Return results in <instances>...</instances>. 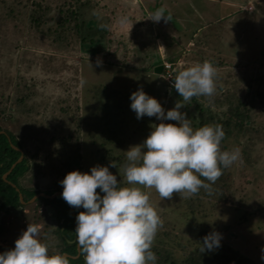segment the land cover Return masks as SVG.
I'll return each instance as SVG.
<instances>
[{
  "label": "rangeland",
  "instance_id": "obj_1",
  "mask_svg": "<svg viewBox=\"0 0 264 264\" xmlns=\"http://www.w3.org/2000/svg\"><path fill=\"white\" fill-rule=\"evenodd\" d=\"M12 1L8 0V3L14 5L13 11L3 19L0 3V93L12 97L8 106L11 105L14 113V118L1 122L2 126L15 135L16 129H20L31 137L48 138L50 135L58 138L71 133L74 127L64 108H74L78 104L82 123L79 133L72 132L81 136V166H78L76 148L58 144L59 163L52 157V161L44 163L39 171L29 168L19 178L18 187L23 194L35 187L46 195L62 194L61 181L69 172L90 173L97 163L89 153L93 147L92 140L87 133L84 134L88 130H92L100 152L111 148L126 156L131 146L140 145L147 139L153 125L179 123L147 115L138 119L131 108V96L141 88L159 100L165 115L177 101L183 102L175 88L166 83L164 71L156 72L154 67L150 68L154 63L171 62L177 74L204 61L216 67V94L195 97L180 109L181 112L190 111L189 120H193L196 114L194 105L198 102L220 111L231 99H246L248 84L257 88L258 83L252 82L251 77L258 70V62L264 54V0H155L159 4L157 9L164 7L166 14L171 13L173 19L167 22L150 19L152 11L148 6L144 7L148 5L144 0H126L125 12L118 11L117 0H90V5L82 9L84 16L80 18L85 23L81 35L88 43L67 47L51 45L49 39L32 31L28 26V9L22 10L23 16H19ZM50 2L54 4V1ZM122 17L128 18L127 24L120 23ZM90 39L95 40L94 45ZM107 41L127 45L128 53L119 54L113 65L99 66L96 61L80 56L86 53L103 58L104 51L96 44L100 42L103 46ZM159 48L163 49L162 55H159ZM262 75L264 78V72ZM31 93L36 94L37 100H29V104L31 110H37L41 115V123H34L32 118L16 111L20 98L26 99ZM252 118L249 131L227 138L230 151L239 149L240 155L242 151L250 154L247 162H241L239 158L231 165L234 203L221 201L213 207L215 201L200 195L198 206L194 205V213H191L178 193H174L171 199L161 200L155 189L144 190L150 194V203L163 220L154 245L189 250L197 244L198 232L208 231L207 228H216L224 240L229 230L223 226L235 222L245 213L247 219L236 226L239 229L232 230L237 231L238 236L229 235L228 240L258 263H264V103L261 101L257 102ZM54 125L58 130L50 132ZM247 137H252L253 141ZM30 141L32 144L27 147L33 151L35 140ZM42 150H49L51 155L56 153L48 144ZM125 162L126 157L122 165ZM52 190L55 191L50 193ZM229 195L231 198L232 193ZM24 204L22 209L8 212L0 208V246L3 252L15 247L16 240L29 224H39L42 226L40 239L49 244V254L59 253L58 248L65 244L54 233L58 224L53 207L35 199ZM76 249L78 251V245Z\"/></svg>",
  "mask_w": 264,
  "mask_h": 264
},
{
  "label": "clouds",
  "instance_id": "obj_2",
  "mask_svg": "<svg viewBox=\"0 0 264 264\" xmlns=\"http://www.w3.org/2000/svg\"><path fill=\"white\" fill-rule=\"evenodd\" d=\"M149 18L155 22L173 19L164 7ZM120 23L127 24L128 18L122 17ZM97 64L100 65L99 60ZM217 77L218 71L209 61L179 71L173 86L183 102L177 101L166 115L159 100L142 88L132 94L131 108L138 119L147 115L179 123L153 125V131L142 144L126 151L123 165L112 161L123 177L124 186L107 166H94L90 173L74 170L61 181L63 199L72 207L85 209L76 218L75 230V242L85 264H155L157 256L151 249L163 220L144 190L155 189L161 200L171 199L174 193L182 199L190 198L202 188L210 191L223 168L240 158L239 149L221 150L225 137L222 126L194 129L180 111L193 97L214 96ZM41 232V225L29 224L15 247L0 253V264H69L66 255L49 254V244L40 239ZM220 240V234L210 233L200 251L218 248Z\"/></svg>",
  "mask_w": 264,
  "mask_h": 264
},
{
  "label": "trees",
  "instance_id": "obj_3",
  "mask_svg": "<svg viewBox=\"0 0 264 264\" xmlns=\"http://www.w3.org/2000/svg\"><path fill=\"white\" fill-rule=\"evenodd\" d=\"M50 1H54L52 4ZM13 2V1H12ZM1 5V14L2 19L8 16L14 8V5L8 3V0H0ZM15 7H17V14L23 16L22 14L26 9H28V26L29 28L37 33L40 37H46L49 39L51 45L54 46H66V45H78L82 46L88 43V40L81 35V29L85 26L84 21H80V18L84 15L82 14V9L90 5V0L79 2L77 0H14L13 2ZM13 7V8H12ZM11 8V9H10ZM24 10V11H22ZM92 45L95 44L94 39H90ZM67 47V46H66ZM91 56V55H90ZM88 54H84V58L90 57ZM93 61L103 62L105 58H98L97 56L92 55L91 58ZM257 71L252 75L251 81L257 84V88H252L251 84H248L246 89V99L235 98L229 100V103L223 106L222 110L215 111L211 110L210 105H204L202 103H197L194 105L196 114L193 115V120H189L191 126H197L198 128L204 125H220L222 126L225 137L221 142L222 151H230L227 144V138L232 134H244L250 130L252 126V112L256 109L257 102L261 101L264 103V54L258 62ZM163 71V70H162ZM177 75L176 70L173 72V78ZM262 89H261V88ZM92 92V90H89ZM36 94L31 93L26 99L20 98L19 108L17 112L25 115V117L32 118L34 123H41V115L39 112L30 107L29 100H37L35 98ZM77 99L76 97H74ZM259 99V100H258ZM195 100V97L192 98ZM12 97L10 95L4 96L3 93H0V208L6 210V212L11 209H22L33 195L40 192V190L35 187L28 189L24 194L21 189L18 187L19 178L23 177V173L29 171V168L39 169L45 164H49L53 158L56 161L59 160V152H57L58 144L66 145L69 147L76 148V156L78 161V166H81V153H80V134L74 135L72 132H78L80 129L81 116L80 104L76 105L74 108L67 106L64 108L66 110L67 118L74 124V127L71 129V133H68L61 137H31L26 135L16 129V135L11 132L6 127L2 126L1 122L6 123L7 120L14 118V113L11 105ZM78 101V99L76 100ZM39 103V102H38ZM106 106V103L104 104ZM34 107V106H33ZM68 109V110H67ZM31 111V112H30ZM186 112V117L190 115L188 109ZM7 114V116H6ZM38 119V120H37ZM198 119V122H195ZM37 120V122H35ZM44 121V120H43ZM22 127V125H21ZM52 131L56 132L58 130L57 126L51 128ZM76 130V131H75ZM101 130V129H100ZM23 131V130H22ZM49 132V134H50ZM79 133V132H78ZM87 133L88 138L92 140L91 144L93 149L90 150V154L95 158L96 166H107L109 171L117 176V180L121 181V175L119 173L118 167L112 166V161L114 160L118 166L122 165V161L125 160L124 154H118L113 151V149H108L107 152H100L99 144L97 140L92 135V130L84 132ZM34 138V139H33ZM30 139L35 140L33 142V151L27 147L28 144H32ZM250 141H253L252 137H247ZM50 148H54L56 153L51 155L49 150L43 151V146L47 145ZM104 143L102 142L101 145ZM17 147V148H15ZM26 147V148H25ZM96 148V149H95ZM25 149V150H22ZM240 161L247 162L249 160L248 153L244 151L241 152ZM22 156V159L18 162V158ZM57 156V157H56ZM53 157V158H52ZM29 159L31 162H29ZM16 162V163H15ZM15 163V164H14ZM12 164H14L13 167ZM56 165V164H55ZM8 172L5 178L3 174ZM232 169L231 166L228 168H223V174L220 178L211 184V190L201 189L199 193L190 198L183 199L186 208L193 212V206H198V197L200 195H205L209 201H215L212 203V206L215 207L216 202L223 203H234L236 201L234 197V191L232 187ZM123 178V177H122ZM203 179V178H202ZM206 183H210L205 181ZM15 184L12 186V184ZM121 186L123 182H121ZM18 188V189H17ZM52 190L50 193L54 192ZM97 191L101 196L104 195L103 192L98 188ZM233 191V192H232ZM227 192L228 194H225ZM19 193H21L23 201H19ZM49 193V194H50ZM232 193V197L229 198V194ZM230 199V200H228ZM37 202H42L44 204H50L53 207L54 215L56 216L57 228L54 231L56 236L60 237L64 241L65 246L58 248V252L68 253L70 256H67L69 259V264H85L84 258L80 253H77L76 249V227L77 222L75 218L78 216V212L85 211L83 207L76 208L70 206L62 197V194L55 195L54 197H44L39 196L35 199ZM196 201V202H195ZM78 211V212H77ZM257 210H255L256 212ZM201 215L203 213L201 212ZM205 215V214H204ZM247 219V215L243 213L236 219L235 222H229L223 226V228L228 229V233L225 234L227 237L224 240H220V246L213 250H205L201 252L204 238L210 233H218L217 229L207 228L208 231H199L197 244L189 250L185 249H176L174 247L162 246L160 244L152 245V251L156 254L157 260L155 264H264L258 263L257 259L255 260L253 256L247 255L242 250L236 248L232 243V240H228V236H238L237 231L235 233L233 229H239L236 226L242 224L243 221ZM60 227H62L60 229ZM74 241L71 242L72 239ZM0 253H3V249L0 246ZM76 257H72L77 255Z\"/></svg>",
  "mask_w": 264,
  "mask_h": 264
},
{
  "label": "crops",
  "instance_id": "obj_4",
  "mask_svg": "<svg viewBox=\"0 0 264 264\" xmlns=\"http://www.w3.org/2000/svg\"><path fill=\"white\" fill-rule=\"evenodd\" d=\"M145 2H148V5H146V6H144V7H149V8H151V9H149V10H151L152 11V13H154L156 10H157V8H158V3H156V1L155 0H144ZM125 2H126V0H117V2H116V6H117V9H118V11L119 10H122L123 12H125L126 11V8H124L125 7ZM124 3V4H123ZM124 5V6H123ZM143 9V8H142ZM194 34V33H193ZM156 37V36H155ZM101 39L100 40H102V37H100ZM156 40H158L157 39V37H156ZM190 41L192 40V39H189ZM190 41H188V43L190 42ZM107 44V45H106ZM104 43V45L103 46H101V43L99 42H97V46H99V49L100 50H103L104 51V55H103V58H105V60L103 61V62H100V64H102V65H104V64H106V63H110V64H112L113 65V63L115 62L114 60L116 59V57L120 54V55H126L127 53H128V51H129V47H127V45H123V44H121L120 42H118L117 41V43L116 44H113V42H111V41H107V43ZM123 45V47L121 48L120 46H122ZM162 50L163 49H160L159 48V55H162ZM108 54H110V55H108ZM83 59H89V60H92V59H90L91 58V56L90 57H86V58H84V54L83 55H80ZM93 61V60H92ZM117 65H119V66H125L124 65V63H122V64H117ZM161 65V64H160ZM129 65L127 64V66L126 67H128ZM158 66L159 65H156V63H154V65H151V67L150 68H152V67H154V70L156 71V72H161L162 71V69H161V71H158V70H156V68H158Z\"/></svg>",
  "mask_w": 264,
  "mask_h": 264
},
{
  "label": "built area",
  "instance_id": "obj_5",
  "mask_svg": "<svg viewBox=\"0 0 264 264\" xmlns=\"http://www.w3.org/2000/svg\"><path fill=\"white\" fill-rule=\"evenodd\" d=\"M162 70L165 73L164 79H165L166 83L168 84V86L174 87L173 86V83H174V78H173L174 65H173V63L168 62V61H164L162 64Z\"/></svg>",
  "mask_w": 264,
  "mask_h": 264
},
{
  "label": "water",
  "instance_id": "obj_6",
  "mask_svg": "<svg viewBox=\"0 0 264 264\" xmlns=\"http://www.w3.org/2000/svg\"><path fill=\"white\" fill-rule=\"evenodd\" d=\"M161 69H162V65H159L158 68H156V70H158V71H161ZM15 148H17V147H15ZM17 149H18V148H17ZM21 159H22V156H20L16 162L20 161ZM16 162H15V163H16ZM15 163H14V164H15ZM14 164H12L11 167H13ZM8 172H9V171H7V172H5V173L3 174V178L6 177V175L8 174ZM11 184L14 186L13 183H11ZM56 194H58V192L55 193V194H53V195H46V194H44V193H37V194L33 195V196L28 200V202H30V201L36 199V198L39 197V196H44V197H54ZM19 199H20L21 202H24L23 199H22V195H21L20 193H19ZM76 221H77V219H76ZM78 253H79V246H78ZM64 255L69 256L67 253H64ZM76 256H78V254L75 255V256H72V257H76Z\"/></svg>",
  "mask_w": 264,
  "mask_h": 264
}]
</instances>
